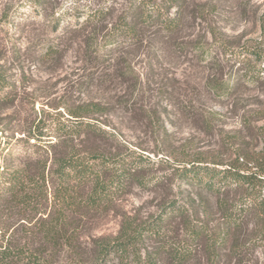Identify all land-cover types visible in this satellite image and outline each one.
<instances>
[{
  "label": "rangeland",
  "instance_id": "rangeland-1",
  "mask_svg": "<svg viewBox=\"0 0 264 264\" xmlns=\"http://www.w3.org/2000/svg\"><path fill=\"white\" fill-rule=\"evenodd\" d=\"M178 2L170 12L183 17L178 31L153 26L138 42L126 38L105 49L81 20L103 4L117 16L126 0H0V63L16 87L14 101L0 109V137L9 145L1 158L40 156L49 167L53 152L69 146L58 139L59 122L83 119L105 136L76 135L69 147L137 152L151 162L145 185L108 208L66 213L77 229V250L66 245L51 264H83L94 240L113 239L124 224L143 223L172 199L216 229L222 223L217 196L178 178L173 166L200 160L249 167L264 154V85L248 83L233 58L241 50L264 51V0ZM32 133H40L39 142ZM54 206L51 199L47 208L54 212ZM36 219H16L12 230L32 236ZM258 225L249 216L242 236ZM170 226L169 235L181 234L180 218ZM228 253L215 258L197 246L183 264H264V237L233 261ZM159 264L182 263L164 258Z\"/></svg>",
  "mask_w": 264,
  "mask_h": 264
},
{
  "label": "trees",
  "instance_id": "trees-1",
  "mask_svg": "<svg viewBox=\"0 0 264 264\" xmlns=\"http://www.w3.org/2000/svg\"><path fill=\"white\" fill-rule=\"evenodd\" d=\"M179 3L178 0H126L117 16L112 15V6L103 4L87 12L81 26L92 27L95 41L101 38L99 43L103 48H113L126 38L137 41L146 28L153 26L169 33L178 31L183 17L180 12L172 16L170 12ZM233 58L237 59L248 83L264 85V51L241 50ZM15 97V84L5 65L0 63V109L11 104ZM73 116H77L76 112ZM57 129L62 135L57 138L66 146L71 145L69 140L76 135L105 136L103 128L83 119L61 121ZM39 134L32 133L29 138L39 142ZM3 143L0 137V154L9 147ZM69 146L62 152H53L49 167L40 156L20 162L8 160L5 154L3 158L0 156V264H51L66 245L76 249L77 229L67 212L104 210L135 185L147 182L151 162L137 152L108 155L97 147ZM262 155L249 167L200 160L173 166L172 172L178 178L217 196L221 226L211 230L204 222L191 218L186 204L177 199L168 200L143 223L124 224L113 239L94 240L89 253L86 252L89 262L83 264H159L164 258L183 264L195 256L197 246L215 258L220 250H227L229 260L233 261L236 252L241 253L253 240L264 237ZM51 199L54 212L47 208ZM252 215L259 225L243 237L241 231ZM175 218L181 219L182 232L177 230L173 237L169 235V226ZM16 219L27 223L36 219L32 236L16 235L12 230ZM71 255L78 262L73 252ZM240 263L238 259L236 264Z\"/></svg>",
  "mask_w": 264,
  "mask_h": 264
}]
</instances>
